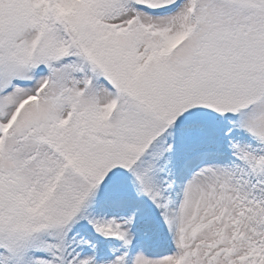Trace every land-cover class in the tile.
Returning <instances> with one entry per match:
<instances>
[{"label":"snow or ice","instance_id":"6c2138e0","mask_svg":"<svg viewBox=\"0 0 264 264\" xmlns=\"http://www.w3.org/2000/svg\"><path fill=\"white\" fill-rule=\"evenodd\" d=\"M0 264H264V0H0Z\"/></svg>","mask_w":264,"mask_h":264}]
</instances>
